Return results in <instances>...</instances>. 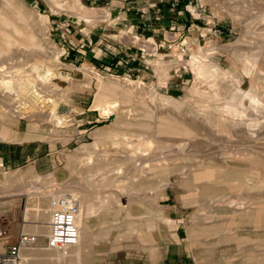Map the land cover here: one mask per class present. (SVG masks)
<instances>
[{
    "label": "rangeland",
    "instance_id": "1",
    "mask_svg": "<svg viewBox=\"0 0 264 264\" xmlns=\"http://www.w3.org/2000/svg\"><path fill=\"white\" fill-rule=\"evenodd\" d=\"M16 1L33 14L31 27L46 51L27 54L14 51L12 56L2 58L0 67L4 65V69L0 68V78L8 77L9 72L17 70L19 74L14 73L15 77L29 74L36 61L44 67H52L55 79L38 85L37 88L44 98L56 101L55 113L62 117L64 123L55 124L50 116L49 102L42 104L41 100L29 101L26 108L20 106V103L5 104L1 99L11 100L16 95L0 87V124L26 128L32 131L34 138L43 141L33 146L34 149L37 148L39 155L31 163H21L18 159L19 152L9 165L0 162V174L4 172L12 178L11 187H5L0 182V201H11L8 207L0 211V227H7L14 241L20 231L35 234L29 230V227L36 224L35 217L30 215L28 219L24 218L26 208H35V203L27 199L31 196L27 190L31 185L45 188L47 181L32 179L28 170L32 168L35 175L44 176L63 168L68 154L95 140L94 132L97 129L116 128L115 122L123 111L126 114H122L121 119L131 118L132 112L129 109L134 108L135 104L120 103L119 108L109 116H102L93 107L97 81L102 78L121 87L132 88L157 114L172 113L190 126L195 136H163L162 139L173 148L162 154L165 158L163 162L169 164L172 171L167 176L159 174L145 182L146 185L152 182L166 184L164 195L157 200L160 205L170 208L168 216L173 221V226L163 221V211L156 208L151 200L152 190L139 192V198L122 195L120 201L123 207L142 204L147 211L151 209L153 212H147L136 219L137 229L132 234L116 238L115 233H101L102 237L98 241L94 240L91 251L86 256L87 263L84 264H212L215 256L208 253L206 248L215 246L217 238L214 235L200 234L192 225L204 222L207 213L212 210L231 212L242 202L243 195L224 187L212 198H190V192L201 191L203 188L201 184L192 183V171L201 165L226 166L227 162L233 161L234 155L246 153L254 154L264 164V112L254 131L247 130L243 125L233 129L231 135L226 132L222 134L204 116L202 106L211 105L208 107L211 113L217 112L215 107L196 94L192 96L194 85L200 90L208 91L211 84L206 79L196 78L189 64L191 48L202 50V55L209 63L229 72L228 79L221 81L220 104L228 97L224 94L226 87L250 89L253 81L242 70L237 56L258 53L253 75L264 73V0H172L173 6L179 7L178 10L168 12L161 7L159 9L157 5L146 22L151 25L152 32L143 31L141 36L131 34L121 27L122 24H127L123 18L116 16L111 20L109 10L102 13L103 3L100 0H79V12H94L86 19L68 10L60 11L49 0ZM61 2L72 6L75 0ZM1 3L2 0L0 5ZM110 3L107 7L116 10L117 14L124 10L118 1ZM118 20L121 21L117 22ZM59 23H67L68 28L73 27L72 34L86 24L94 27L95 31L97 27H101L104 31L100 34L106 35L105 42L98 44L96 49L91 48L93 56L90 61L85 62L84 57L71 56L72 50L67 38V64H64L61 60L64 51L57 43L59 35L55 30ZM108 24L112 27L107 26ZM152 25L156 27L153 28ZM118 26L123 30H119ZM139 26L143 27V24ZM154 33L159 40L153 38ZM93 34L95 36L97 33ZM121 54L123 57L117 58ZM167 97L179 101L183 105L181 109H176L164 99ZM178 144L185 148L178 150ZM137 163L145 167L147 162L140 160ZM142 175L144 173L139 174ZM51 185L56 190H77L80 185L79 173L69 171L62 184ZM251 197L252 201H260L264 199V191L253 192ZM112 208H116L115 204H112ZM96 220H103V216H97ZM150 220L154 221L153 224ZM114 224L115 221L111 223ZM148 235L151 236L152 243L145 239ZM46 237L40 243L42 246H47ZM8 243L3 244V251ZM37 243L30 248L37 246ZM25 263L39 264L31 258Z\"/></svg>",
    "mask_w": 264,
    "mask_h": 264
},
{
    "label": "bare ground",
    "instance_id": "2",
    "mask_svg": "<svg viewBox=\"0 0 264 264\" xmlns=\"http://www.w3.org/2000/svg\"><path fill=\"white\" fill-rule=\"evenodd\" d=\"M49 1L60 11L68 10L81 18L86 19L89 14L94 13L89 10L79 12L81 9L79 0H75L72 6H67L61 0ZM32 15L16 0H2L0 5V61L4 57L12 56L14 51H20L23 54L46 51L31 27ZM257 54L244 53L237 56L241 61L242 70L251 76L253 81L251 88L242 90L237 86L226 87L224 94L228 97L224 98L223 103L220 104L221 81L228 79L229 72L209 63L202 55V50L191 48L189 64L196 78L206 79L211 84V89L208 91L200 90L194 85L192 96L196 94L215 107L217 112L211 113L208 110L211 105H201L205 110L204 116L211 124L217 126L221 133L226 132L231 135L233 129L243 125L247 130L254 131L259 125V118L264 112V73L253 75L258 60ZM0 68L4 69V65ZM14 73L19 74L17 70L9 72L8 77H1L0 87L10 94L15 93L16 97L11 100H1L5 104L20 103V106H25L24 108L27 107L29 101L41 100L42 104L49 102L50 116L55 124H63L62 117L55 113L56 101L44 98L37 88L38 85L55 79L53 68L44 67L36 61L29 74L15 77ZM164 99L173 104L176 109H181L183 106L173 97ZM120 103L136 105L129 109L132 112L131 118L129 116V118L121 119L122 114H126L123 111L115 122L116 128L97 129L94 132L95 140L68 154L63 168L44 176L35 175L32 168L28 170L32 179L46 180L47 186L40 189V187L31 185L27 190L31 195L27 199L35 203V208H26L24 218L26 220L30 215L35 217L36 224L29 227V230L39 237V241L34 248L23 251L24 260L28 261L31 258L39 264H84L87 263L86 256L90 253L94 240L98 241L102 237L101 233L112 232L116 234V238L123 234L134 233L137 229L136 219L153 211L151 209L147 211L142 204L123 207L120 197L125 194L132 198H139V192L152 190L151 200L156 208L163 211V221L173 226V221L168 216L170 208L160 205L157 200L164 195L166 184L152 182L146 185L145 182L159 174L167 176L172 171L170 165L163 162L165 158L162 154L165 150L173 148L162 137L192 138L195 132L170 112L157 114L148 107L142 96L134 93L132 88L121 87L117 83L99 78L93 107L102 116H109L119 108ZM0 139L12 140L14 137L3 127L0 129ZM177 148L183 150L185 146L178 144ZM140 160L147 162L145 167L138 165L137 162ZM69 171L79 173L80 185H77V190L67 192L66 189L51 188V184H62V180L67 177ZM140 173H144V176H139ZM263 173L264 164L250 153L234 155L233 161L227 162L226 166L201 165L200 168L192 171V183L201 184L203 188L201 191L190 192V198L195 200L212 198L224 187L243 195L242 202L238 203L239 206L231 212L212 210L207 213L204 222L195 225L191 223L194 230L200 234L214 235L217 238L215 246L206 248L208 253L215 256L212 264H264V199L252 201L251 197L253 192L264 191ZM11 181V176L8 177L4 172L0 174V182L5 187H11ZM63 196L78 205L76 218L79 238L75 246L61 251L46 245L42 246L40 243L49 233L51 212L58 207L59 200ZM10 203L11 201H0V211L8 207ZM112 204L116 206L114 210ZM99 215L103 216V220H96ZM114 221L115 224L111 225ZM153 222L150 220L151 224ZM10 237L11 234L7 232L5 237L0 238V253L3 252V244ZM145 239L150 243L153 242L149 235ZM26 261L23 264H26Z\"/></svg>",
    "mask_w": 264,
    "mask_h": 264
},
{
    "label": "crops",
    "instance_id": "3",
    "mask_svg": "<svg viewBox=\"0 0 264 264\" xmlns=\"http://www.w3.org/2000/svg\"><path fill=\"white\" fill-rule=\"evenodd\" d=\"M100 1H102L103 3L102 13L105 12L104 10H109L111 20L113 19V17L116 16L117 18H123L127 22V24L126 23L122 24L121 27H124L125 29L129 30L131 34L135 33V35H139V36L143 35L142 34L143 31L152 32L151 25L147 24L146 22L151 17L152 15L151 12L152 10H155V7L157 5H159L158 7L159 9L161 7L168 12L171 10L177 11L179 8L178 6L175 7L173 6L172 0H100ZM111 1L112 4H115L113 3V1H118L119 5L124 10L119 12V14L116 13L117 12L116 10H111L110 7H107L108 5L111 4L110 3ZM120 21L118 20L117 22ZM139 24H143V27L139 26ZM67 26H68L67 23H59L55 26V30L59 35L57 43L59 44V47L64 51L63 55L61 56L62 62L64 64H67V38H69V43H70V45L68 46L72 50L71 56L73 58H76V56L84 57L83 59L85 62L90 61L93 56L91 53V48L96 49L98 44H100L101 42L102 43L105 42L106 35L100 34L104 30L101 29V27L100 28L97 27L95 31L94 27L86 24L83 27H81V29L76 30L75 34L74 33L72 34L73 27L68 28ZM107 26L112 27V25L110 24H108ZM146 26L147 28H145ZM121 27L118 26L117 28L119 30H123ZM152 27L155 28L156 25H152ZM154 30L156 31V29ZM93 32H96L97 34L94 36ZM131 37L133 38L134 36L132 35ZM150 38L151 37H148V39ZM153 38L159 40V38H157L155 33ZM93 43H95L96 45L93 46ZM82 47H85L86 49L85 50L80 49ZM100 52H102V50H100ZM137 56H135V58H137ZM122 57H123L122 54L117 56V58H122ZM3 127L8 130V133L12 135L14 139L12 140L0 139L1 163L9 165V163H11L12 160H15L17 152L20 153L18 159L21 161V163L28 164L37 159L39 154L37 153V148L34 149L33 146L35 144H40L41 142H43L42 140L34 138L32 131L26 128L21 129L20 127H13L10 125L0 124V129H2ZM22 136L25 137L22 138ZM8 242H9L8 244L14 242L12 236L10 237Z\"/></svg>",
    "mask_w": 264,
    "mask_h": 264
},
{
    "label": "built area",
    "instance_id": "4",
    "mask_svg": "<svg viewBox=\"0 0 264 264\" xmlns=\"http://www.w3.org/2000/svg\"><path fill=\"white\" fill-rule=\"evenodd\" d=\"M77 213L76 202L64 196L60 198L58 207L50 215L49 233L46 237L49 248L64 251L78 243ZM7 232V227H0V238L5 237ZM37 242V235L20 231L16 240L0 253V264H23V251Z\"/></svg>",
    "mask_w": 264,
    "mask_h": 264
}]
</instances>
